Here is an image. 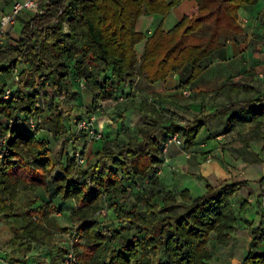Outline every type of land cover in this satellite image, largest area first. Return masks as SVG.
<instances>
[{"label": "trees", "instance_id": "obj_1", "mask_svg": "<svg viewBox=\"0 0 264 264\" xmlns=\"http://www.w3.org/2000/svg\"><path fill=\"white\" fill-rule=\"evenodd\" d=\"M184 1L50 0L42 14L25 22L15 44L0 47V61L12 59L0 66V76L13 78L16 87L9 98L6 87L0 91V220L14 246L7 262L23 264L38 250L37 264H68L71 251L75 260L69 264H216L209 248L213 236L219 246L231 245L239 225L235 200L249 182L208 183L206 193L195 196L169 189L159 173L174 135L189 149L208 119L228 116L230 132L264 118L262 88L241 79L215 93L227 95V102L185 123L164 109L193 112L197 95L137 100L135 88L140 80L163 82L188 65V84L195 82L202 61L244 32L240 10L261 0H197L172 30L153 33L139 60L136 46L145 38L137 29L140 18L166 16ZM83 80L98 111L115 105L118 123L129 111L144 121L137 135L124 140L104 135L85 165L70 150L88 136H80L77 124L92 114L64 106L86 90ZM241 92L250 95L232 98ZM59 138L64 147L58 153L52 139ZM142 181L147 186L131 202ZM263 196L264 190L259 201ZM251 234L253 247L240 264H264V251L255 248L263 242V224Z\"/></svg>", "mask_w": 264, "mask_h": 264}, {"label": "crops", "instance_id": "obj_2", "mask_svg": "<svg viewBox=\"0 0 264 264\" xmlns=\"http://www.w3.org/2000/svg\"><path fill=\"white\" fill-rule=\"evenodd\" d=\"M16 1L0 0V15L10 12ZM39 2L42 7H45L50 0H39ZM197 5V0H185L166 16L161 14L142 16L137 29L145 35V38L136 46L138 59L141 60L144 57L148 40L159 27L165 31L172 30ZM253 10H255L254 16L250 14V17H247L248 12ZM257 11L258 14H256ZM263 11V0L257 5H246L240 10V23L244 32L237 35L235 40L225 43L222 48L202 61L203 72L195 82L188 84L193 72V67L188 65L184 69L172 73L165 81L155 85H149L145 80L138 81L135 88L136 99L140 100L143 97H152L158 94L181 96L182 89L188 88L193 96L199 95L198 105L193 106L192 110H201L205 106L218 107L219 104L215 98L217 91H221L225 87L233 89L235 83L241 79H246L247 74L261 65L260 61L264 56V47H262L264 28L258 27L260 29L256 31L254 27ZM36 15V11L33 10L23 12L19 16L17 24L10 30L6 45L11 39L18 41L25 22ZM245 17L249 21L247 26L242 23ZM253 18L255 20H252ZM18 26L19 29L17 30ZM255 31L258 33L255 34ZM202 94L207 95L205 99ZM216 109L213 108L209 113ZM114 111L115 105L106 104L98 111V115L101 116L98 120L99 131L104 133L108 140L122 139L123 136L130 134L133 124L132 122L129 123V119L141 118L134 111H129L126 114L125 123L123 122L126 129L120 130L117 128L118 121L113 114ZM211 119L224 120L222 128L211 127L207 122L193 147L188 149L185 144L169 146L159 173L163 183L171 190L180 192L189 189L195 196H201L206 193L208 183L218 187L234 182L248 181L249 185L241 191L256 185L257 188L253 192L258 195V183L259 181L263 183L262 180L264 179V118L253 123L238 124L230 132L226 131L228 116ZM113 127H116V131L113 130ZM40 136H43L42 132ZM100 146L101 143H98V148ZM256 172L259 174L258 176H255ZM237 237L236 230L232 241L234 242ZM37 254L38 250H34L23 264H37ZM6 255L7 252L0 248V264H10L5 258Z\"/></svg>", "mask_w": 264, "mask_h": 264}, {"label": "rangeland", "instance_id": "obj_3", "mask_svg": "<svg viewBox=\"0 0 264 264\" xmlns=\"http://www.w3.org/2000/svg\"><path fill=\"white\" fill-rule=\"evenodd\" d=\"M264 1V0H263ZM260 11V10H258ZM257 11L256 14H258L259 12ZM261 13V12H260ZM250 14H252V16H254L255 14V10L248 12L247 17H250ZM245 17V19L242 21V23H244V25H248L247 22L248 18ZM259 20L257 19V22L255 23V27L254 30H258L261 27L264 28V11L263 13L259 16ZM252 20H255L254 18ZM260 27V28H258ZM19 29V26L17 27V30ZM255 31V34H257L258 32ZM16 41L14 39H11L9 41V44L7 45H11V44H15ZM262 47H264V43L262 44ZM12 59L10 58H3L0 61V66H4L7 63H9ZM261 65L258 66V68L252 72H250V74H247L246 76V80H248L249 82L255 84V85H259L264 93V56L262 57V60L260 61ZM18 73H16L17 75ZM16 88L15 87V83L12 79L6 78L5 76H0V91L4 88ZM182 89L181 92V98L185 99V100H189L191 98V96L193 94H191V96L187 97L184 95V91L186 90ZM192 93V92H191ZM201 95V94H200ZM250 94H246L244 92H241L239 95L237 94H233L232 98H242V97H246L249 96ZM199 95H197L198 97ZM218 101V104H221L223 102H227L229 100V97H227V95L224 94H220V95H216L215 97ZM93 102H94V93L91 91V89H86V90H81L80 91V97L77 100H69L66 101V103L64 104V106L69 109V108H73L74 109V113L77 114L78 111H80L81 113L83 111H81V108L84 110H87L88 112H90L93 116L96 118V122H95V129L97 131H99V127H98V120L101 118L100 115H98V107H94L93 106ZM165 107V106H164ZM163 107V109H164ZM216 109L217 107H208L205 106L203 107L201 110L200 109H193V112H182V111H178L177 109L171 107L170 109H164L167 112L168 117H174L176 120H180L182 122H191L194 120L195 116H200V115H208V113L212 110V109ZM132 122L133 126H132V131L130 132V134L132 135H137V129L140 125L143 124V119L142 118H130L129 119V123ZM207 122H209V125L212 127H217V128H222L223 124H224V120L222 119H210L207 120ZM125 123V122H124ZM124 123H118L117 124V128L120 130L126 129V126L124 125ZM75 125V124H74ZM101 125V124H100ZM75 129V127H74ZM113 130L116 131V127H113ZM78 131V129H77ZM129 131V130H127ZM80 132V131H79ZM102 136L104 137V133H102L101 131H99ZM82 133H86L85 131H81L80 136H83ZM79 136V134H78ZM126 137L123 136L122 140H124ZM121 140V141H122ZM53 142V147L54 150L56 152H61L63 150V145H64V138H59V139H52ZM80 145L78 146V149L83 152L86 161H88V157L97 150L98 147V141H95L93 139H91V137L88 135L84 140L80 141ZM180 146V145H179ZM71 151V150H70ZM87 163V162H86ZM259 173V172H258ZM257 174V172H256ZM255 176H258L259 174H257ZM142 187L141 188H134V192L132 193L131 199L130 201L133 202L134 199L136 198V196L138 195V193L144 189V187L147 186V182H141ZM259 185V194L256 195L255 191L257 186L254 185L253 187H250V189L248 190H243L241 191L236 200H235V208L237 210V213L239 215V225L237 228V234L238 237L237 239L231 243V245L229 247H222L219 246L213 236V239L211 240V243L209 245L210 250L213 252L214 255V262L216 264H238L240 261H242V259L246 256V254L249 252V250L253 247L252 246V234H251V228L253 227H258L261 223L263 224L264 227V212L262 209L263 206V201L264 198H262L259 201V197L261 195V192L263 190L262 185L263 183H261L259 181L258 183ZM264 197V196H263ZM244 203H247L246 207H241ZM62 220L63 225H69L70 222L69 220H66L64 218V216H60ZM11 233L9 228L6 227V225L0 220V248L3 249V251L7 252V253H13V244L11 243ZM62 240L64 242H68L70 243L71 241V237L69 235H62ZM258 251H264V236H263V242L255 247Z\"/></svg>", "mask_w": 264, "mask_h": 264}, {"label": "built area", "instance_id": "obj_4", "mask_svg": "<svg viewBox=\"0 0 264 264\" xmlns=\"http://www.w3.org/2000/svg\"><path fill=\"white\" fill-rule=\"evenodd\" d=\"M45 7H42L39 0H17L10 12L0 15V47L6 45L7 36H9L10 30L17 24L18 18L23 12H25L26 10H33L36 11L37 14H42L45 11ZM16 79L18 80V76L16 77ZM81 88L86 89V81H81ZM11 93V89L6 88L4 98H9ZM191 94V90L189 89H186L184 91V95L187 97L191 96ZM95 122L96 118L91 116V118L89 119L79 121L77 124V129L78 131H85L91 137V139L99 141L103 138V136L99 131L95 129ZM31 124L32 127L36 126V122L34 120L31 121ZM171 144L183 145V138H181V136L178 134L174 135L166 146L165 152L168 151V146ZM70 154L78 160L79 164H86V158L83 152H81L78 148L71 149ZM262 188L264 190V184L262 185ZM262 209L264 212V201ZM74 260L75 257L73 251H71L68 258V264Z\"/></svg>", "mask_w": 264, "mask_h": 264}]
</instances>
